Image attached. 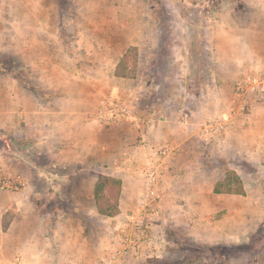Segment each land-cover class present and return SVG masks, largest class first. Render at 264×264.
<instances>
[{
    "label": "rangeland",
    "instance_id": "374dc122",
    "mask_svg": "<svg viewBox=\"0 0 264 264\" xmlns=\"http://www.w3.org/2000/svg\"><path fill=\"white\" fill-rule=\"evenodd\" d=\"M199 2L0 0V202L21 208L1 203V221L26 214L28 238L0 264H98L139 212L146 236L117 264H264V94L244 84L264 69L233 67L221 43L204 52ZM112 100L137 119L100 118ZM229 171L246 197L215 192ZM100 175L121 182L112 216L93 199ZM224 197L244 210L230 236L195 241Z\"/></svg>",
    "mask_w": 264,
    "mask_h": 264
},
{
    "label": "crops",
    "instance_id": "0c3cea01",
    "mask_svg": "<svg viewBox=\"0 0 264 264\" xmlns=\"http://www.w3.org/2000/svg\"><path fill=\"white\" fill-rule=\"evenodd\" d=\"M187 1L185 0V2ZM199 3L209 12H207L203 25V38L208 41V44L204 46V52L214 54V52H217L216 47L221 43L225 45V52L228 53L233 67L264 69V0H200ZM236 54H242V57L237 58L236 56L239 55ZM34 113L35 117L38 118V110L34 111ZM131 159L132 156L124 157V160L131 161ZM237 196L246 197L244 195ZM9 199L4 201V203L0 202L4 209H11L10 207H18L13 208L15 210L21 209L17 201L12 202ZM217 211H225V214L216 221L207 220L205 224L207 225V230L205 232L198 229V231L196 229V231L191 230L194 236L192 238L195 241L217 243L228 238L231 228L235 226V222L230 220L231 215L244 210L235 207L234 204L225 198L224 200L222 199ZM25 215L21 217L14 216L7 224H2V211H0V246H3L4 243H13L21 248L25 245L24 243L27 244ZM200 225L202 226L203 223L198 220L197 227L199 228ZM148 240L146 241L147 244L142 246L147 248L148 252H152L151 247L155 245V241L151 238ZM1 254L2 252H0ZM136 254H139V252ZM140 256L141 254L138 257ZM129 257L122 259L119 264H129V262H134L133 260L138 258L134 257V255ZM17 260L19 259L17 258Z\"/></svg>",
    "mask_w": 264,
    "mask_h": 264
},
{
    "label": "built area",
    "instance_id": "2783aa9c",
    "mask_svg": "<svg viewBox=\"0 0 264 264\" xmlns=\"http://www.w3.org/2000/svg\"><path fill=\"white\" fill-rule=\"evenodd\" d=\"M252 79V82L258 81V85L260 86V91L263 92L264 94V76L260 77L258 80L252 76H248L246 77V79L244 80V84H247L248 80ZM105 104L108 103V108L106 109L107 111H104L103 109H101L99 111V117L102 119H105L107 121H114V120H121L123 118L126 119H131V120H136L137 117L134 115H130L129 111L123 107V106H116V108H114V101H107L104 102ZM117 105V104H116ZM142 121H144L142 119ZM161 153H165V150H161ZM150 176H153L152 172L149 174ZM155 178H150L151 181H153ZM149 193L153 196L157 197V193L154 189H151L149 191ZM142 214V212H139L138 214V218L137 221L135 222V228L137 229L136 232L133 234H126L125 236V240H126V246L123 247L122 250H118L116 254H113L111 256H108L107 258H105L104 260H102L101 262H99L98 264H117L118 259L122 256V254H126L127 253V247L132 246H136L138 244V242L140 240H142L143 237L146 236V232L148 229L147 224L142 220V218L140 217V215Z\"/></svg>",
    "mask_w": 264,
    "mask_h": 264
},
{
    "label": "trees",
    "instance_id": "16d2710c",
    "mask_svg": "<svg viewBox=\"0 0 264 264\" xmlns=\"http://www.w3.org/2000/svg\"><path fill=\"white\" fill-rule=\"evenodd\" d=\"M128 50L123 54V57H126ZM120 180L102 176L100 175L94 185L93 188V199L96 205L97 212L104 216H112L117 211V203L114 202L112 204L104 203L106 197V187L111 186L115 187L116 191H118V187L120 186ZM221 186L224 189L215 188V192H226V193H234L239 195H244L245 191L242 186L241 180L233 171H229L226 176L225 180L222 181Z\"/></svg>",
    "mask_w": 264,
    "mask_h": 264
},
{
    "label": "water",
    "instance_id": "95a60500",
    "mask_svg": "<svg viewBox=\"0 0 264 264\" xmlns=\"http://www.w3.org/2000/svg\"><path fill=\"white\" fill-rule=\"evenodd\" d=\"M0 143H1V141H0Z\"/></svg>",
    "mask_w": 264,
    "mask_h": 264
}]
</instances>
